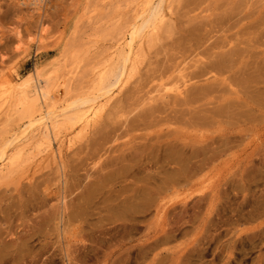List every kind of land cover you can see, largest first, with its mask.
<instances>
[{
  "label": "rangeland",
  "instance_id": "obj_1",
  "mask_svg": "<svg viewBox=\"0 0 264 264\" xmlns=\"http://www.w3.org/2000/svg\"><path fill=\"white\" fill-rule=\"evenodd\" d=\"M134 2L0 0V93L15 73L34 68L41 25L40 52L54 62L49 83L68 100L91 94ZM167 7L131 83L60 162L49 153L58 143L39 135L0 176V241L15 245L39 231L30 257L14 264H50L63 247L71 264H264V0ZM182 81L181 96L156 92ZM6 125L2 119L0 146L13 128ZM228 138L232 148L218 154ZM205 157L209 167L193 171ZM181 172L192 179L162 195L163 216L137 202ZM88 194L91 204L75 217ZM61 199L65 215L50 221Z\"/></svg>",
  "mask_w": 264,
  "mask_h": 264
},
{
  "label": "bare ground",
  "instance_id": "obj_2",
  "mask_svg": "<svg viewBox=\"0 0 264 264\" xmlns=\"http://www.w3.org/2000/svg\"><path fill=\"white\" fill-rule=\"evenodd\" d=\"M19 2L27 7H35L40 6V3L44 1L19 0ZM170 2L171 0H135L133 20L127 24L121 37L111 45L110 49L113 52L110 55L114 57L107 67L96 74L97 83L94 84L92 93L72 100L66 99L67 94L65 93L61 95L56 84H50L49 79L46 78L52 72L54 62L44 58L40 52L47 34V30L40 25L35 38L36 54L39 58L34 68L27 74L15 73L10 78L7 89L0 93V122L5 119L6 126H13L8 132V138L0 146V176L10 172L19 163L22 157L21 151L39 135L50 143H58L56 149H49V153L60 162L65 149H70L77 140L93 128L102 119L116 96L131 83L134 72L139 66V54L143 52L144 43L147 40L150 41L152 33L163 26V19L169 13L167 5ZM186 84V81H182L180 87L164 88L156 92L162 99L167 98L168 94L181 96L182 88ZM147 101L153 100L149 98ZM67 129L70 132L63 137V132ZM230 143L228 138L224 144L222 143L223 149L217 153L220 154L232 148L229 146ZM184 156L195 155L191 152H184ZM201 156L208 155L203 153ZM211 162L210 157L200 159L193 171L203 170L209 167ZM61 176H63L62 172ZM190 179H192L190 175L181 172L173 181L166 180L158 188L156 187L153 195L146 201L143 202L142 199L137 198V202L140 205L145 204L148 209H155L156 215L161 217L164 215L162 195L184 183L187 184ZM210 198L213 201L216 200L217 190H213ZM87 202L91 204L90 194L83 197L81 202L75 206V217L86 210L84 206ZM64 215L65 201L61 199L54 208L53 214L50 215L52 217L50 221H54L57 216L63 219ZM89 230L92 238L95 228L91 227ZM38 233V230L33 231L15 245L10 244L11 241H6V243L4 240L5 243H3L1 240L0 264L7 262L14 264L18 258L30 257L31 250H33L31 247L34 244L32 242ZM76 243L81 245L82 240H77ZM81 249H83L82 245L78 250ZM93 251L91 250L90 254ZM71 255L67 247H63L58 257L52 253L46 261L51 264L58 258L62 264H71L72 260H76ZM38 258L34 255L31 262H38L39 260H36Z\"/></svg>",
  "mask_w": 264,
  "mask_h": 264
},
{
  "label": "built area",
  "instance_id": "obj_3",
  "mask_svg": "<svg viewBox=\"0 0 264 264\" xmlns=\"http://www.w3.org/2000/svg\"><path fill=\"white\" fill-rule=\"evenodd\" d=\"M44 2L43 3H45V2H48L49 0H43Z\"/></svg>",
  "mask_w": 264,
  "mask_h": 264
}]
</instances>
